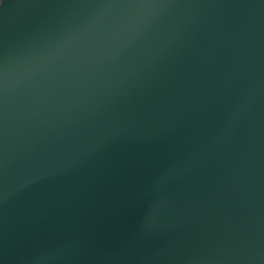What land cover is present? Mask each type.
Returning <instances> with one entry per match:
<instances>
[{
  "label": "water",
  "instance_id": "1",
  "mask_svg": "<svg viewBox=\"0 0 264 264\" xmlns=\"http://www.w3.org/2000/svg\"><path fill=\"white\" fill-rule=\"evenodd\" d=\"M0 264H264V0H0Z\"/></svg>",
  "mask_w": 264,
  "mask_h": 264
}]
</instances>
